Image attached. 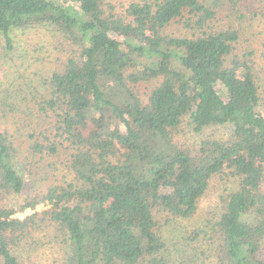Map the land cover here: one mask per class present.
<instances>
[{
	"label": "trees",
	"instance_id": "16d2710c",
	"mask_svg": "<svg viewBox=\"0 0 264 264\" xmlns=\"http://www.w3.org/2000/svg\"><path fill=\"white\" fill-rule=\"evenodd\" d=\"M122 10L108 0H0L7 48L10 30L40 25L78 54L42 78L46 94H30L44 124L26 134L33 156L64 155L68 180L17 201L25 183L13 136L0 130V264H20L21 243L45 231L59 238L60 264H170L155 211L167 223L192 218L225 171L236 188L213 224L219 263L264 264V98L249 60L233 56L237 31L214 29L206 0ZM174 23L190 32H165ZM13 106L2 98L1 115H16ZM183 123L197 135L225 126L228 136L187 148L175 141Z\"/></svg>",
	"mask_w": 264,
	"mask_h": 264
},
{
	"label": "rangeland",
	"instance_id": "374dc122",
	"mask_svg": "<svg viewBox=\"0 0 264 264\" xmlns=\"http://www.w3.org/2000/svg\"><path fill=\"white\" fill-rule=\"evenodd\" d=\"M108 1L121 11L132 0ZM206 4L216 11L215 20L212 21L214 29L231 28L237 31L233 56L249 60L259 93L264 98V0H206ZM186 28L182 23H174L165 32L184 35L190 32ZM9 35L10 49L6 47L0 33V100L3 98L7 103H13L17 114L2 116L0 112V130L8 129L13 136L17 150L15 168L25 183L24 189L17 195V201H21L24 196L44 192L48 186L71 177L60 161L64 160L63 154L59 157L33 156L28 150L29 139L26 134L30 128L44 124L36 106L29 100L30 94H46L42 78L61 70L70 56L75 58L78 54L75 44L49 26L13 28ZM207 136L226 138L227 127H212L197 135L183 123L175 141L193 149L200 138ZM225 173L210 180L192 218L170 220L167 223L165 215L155 211L160 234L169 250L170 264H220L218 253L221 241L215 234L213 224L224 209L227 195L236 188L235 179L228 178ZM9 200H13L11 196ZM45 207V204L36 206L37 210ZM30 213L32 210L26 209L15 216L23 218ZM195 229L200 230L199 237L191 239ZM45 232H37V236L33 232V238L21 243L19 250H16L20 264L61 263L64 250L59 238L52 237L53 231L50 234H47L49 231ZM189 256L194 257V260Z\"/></svg>",
	"mask_w": 264,
	"mask_h": 264
}]
</instances>
